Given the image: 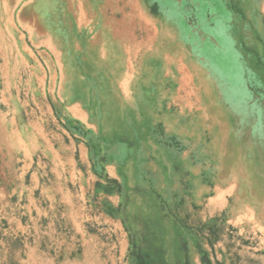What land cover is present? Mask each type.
Returning a JSON list of instances; mask_svg holds the SVG:
<instances>
[{
	"label": "rangeland",
	"instance_id": "rangeland-1",
	"mask_svg": "<svg viewBox=\"0 0 264 264\" xmlns=\"http://www.w3.org/2000/svg\"><path fill=\"white\" fill-rule=\"evenodd\" d=\"M236 44L264 90V0H0V264L65 196L117 264H264V95Z\"/></svg>",
	"mask_w": 264,
	"mask_h": 264
},
{
	"label": "crops",
	"instance_id": "crops-1",
	"mask_svg": "<svg viewBox=\"0 0 264 264\" xmlns=\"http://www.w3.org/2000/svg\"><path fill=\"white\" fill-rule=\"evenodd\" d=\"M73 146L75 148V145ZM57 152L51 150L49 157L65 161L66 166L72 165V161L68 158L69 151L63 152V155H59ZM80 152L81 149L76 148L70 157H75L80 161ZM38 166L41 168L37 160L33 159L27 171L28 182H30V185L33 184V189H38L35 192L36 194L44 189L45 185L42 176L35 179L37 173L46 171L43 167L40 170ZM66 166L62 170L63 173H67ZM86 171H88V168H86ZM79 183H82V177ZM67 198L66 196L62 200L59 198L60 205L64 206L65 213L53 215L54 211L49 209L47 214L35 215L36 218L31 217L30 223H18L20 226L17 228H22V231L18 232L20 233L19 237L17 234L18 238L14 237L13 239L20 240L24 254L17 260L16 264H117V256L111 250L109 251V247L102 242V234L93 228V222L86 223V221L92 219L94 221V218L89 216L90 218L84 220L76 212V201ZM31 211L32 214H38L36 208H32ZM241 213L238 212L234 222L230 220L231 223L238 224L246 221V211H241ZM62 240L64 243L66 242L65 246H62ZM55 248H59V258H57ZM120 257L128 259L127 249L122 250Z\"/></svg>",
	"mask_w": 264,
	"mask_h": 264
},
{
	"label": "trees",
	"instance_id": "trees-1",
	"mask_svg": "<svg viewBox=\"0 0 264 264\" xmlns=\"http://www.w3.org/2000/svg\"><path fill=\"white\" fill-rule=\"evenodd\" d=\"M186 5H187V7L185 9V14H184L185 15V22L188 25H191L192 27H194V26L197 25V21L195 20V17H194L196 14L192 13V12L196 9L197 6L194 5L195 7H193L192 10H190V4L187 3ZM156 9H158V6L155 4L154 5V11H156ZM207 13H208L209 16L212 15V14L215 15V13H213L211 10L210 11L208 10ZM226 26H228V27H230L232 29V27L234 25H233L232 21L229 22V20H227V25ZM242 50L244 51V48H243L242 44H240V45L236 44V47H234L235 53L239 54L238 55V57H239L238 59H240V62L242 61L241 65H242V70H243L244 76L245 77L249 76V78L247 80L245 79L243 84H244V86H246L247 95L249 97H251V98L258 99V98H260V97H262L264 95V90L262 88L263 86H262L261 82L259 83V81H260L259 76L256 75L255 73H252L251 70L248 69L249 66H248V62L246 60V58H248V55L246 53H244ZM228 56H230V55H228ZM255 110L256 109H254V111ZM254 115L256 117L255 121L257 122V124L259 126L260 122H259V118L258 117L261 116V113H259V112L258 113H254ZM105 179L108 182H110V183L116 184V187L118 189H120V185H119V182L117 180H111L107 176L105 177ZM122 209H123V203L120 204L119 211H122ZM211 235H212V237L216 236V234H214V231H213V233ZM10 245L11 246L15 245V246H17L18 249L22 248V244H21L19 239H14V240L10 239ZM133 254H134V252L132 251L130 257L131 256L133 257ZM135 255H136L137 258H141L139 255H137V253L134 254V256ZM202 255H203L202 260H201L202 264H213V262L209 259L207 254L203 253ZM10 263L11 264H16V262L14 263L13 260H11ZM141 263H142V261H141Z\"/></svg>",
	"mask_w": 264,
	"mask_h": 264
},
{
	"label": "bare ground",
	"instance_id": "bare-ground-1",
	"mask_svg": "<svg viewBox=\"0 0 264 264\" xmlns=\"http://www.w3.org/2000/svg\"><path fill=\"white\" fill-rule=\"evenodd\" d=\"M199 75H200V73H199ZM206 92V91H205ZM208 93V92H207Z\"/></svg>",
	"mask_w": 264,
	"mask_h": 264
}]
</instances>
